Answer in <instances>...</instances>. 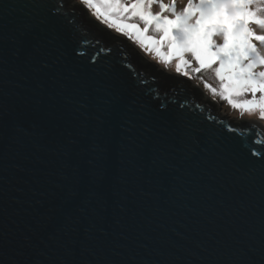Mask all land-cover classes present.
Returning a JSON list of instances; mask_svg holds the SVG:
<instances>
[{
	"label": "water",
	"instance_id": "obj_1",
	"mask_svg": "<svg viewBox=\"0 0 264 264\" xmlns=\"http://www.w3.org/2000/svg\"><path fill=\"white\" fill-rule=\"evenodd\" d=\"M0 264H264V126L80 1L0 0Z\"/></svg>",
	"mask_w": 264,
	"mask_h": 264
},
{
	"label": "rangeland",
	"instance_id": "obj_2",
	"mask_svg": "<svg viewBox=\"0 0 264 264\" xmlns=\"http://www.w3.org/2000/svg\"><path fill=\"white\" fill-rule=\"evenodd\" d=\"M77 1L84 2L94 17L112 30L127 36L147 57L161 67L190 77L194 83L202 87L209 96L219 102L220 111L225 115L235 118L254 119L264 123V116L261 115L258 106L251 110L233 107L232 103L229 102L227 94L225 93L222 95L224 91L222 85L226 83V81H222L216 75V69L220 67L219 61L211 67L200 68V65L196 62L192 54L187 51L184 52L182 59L175 55L171 56V58H167L169 56V50L166 42L163 44H153L149 42H159L163 35V33L156 28V20L152 19L151 23L146 25L140 15V13H143L145 17H160L170 20H175L177 17H180L181 24L191 27L196 24V21L201 18V15H203L205 21H207L209 17L214 16V10L210 9L208 5L218 3L219 0H112L111 3H105V0H92V7H89L87 0ZM133 4H138V9L134 10L132 8ZM161 4L164 5L163 8ZM250 5L248 6L250 10L256 12L258 17L264 18V0H257V5L255 4L254 7ZM97 7L100 8L99 14L96 11ZM124 25H135L136 28H126ZM248 28L257 35H264V26L249 22ZM145 29H147V31H144ZM242 31V29H239L236 34L239 35ZM173 34H177L176 30H174ZM144 37L148 39L144 40ZM213 41L216 44H222L223 33L216 31L213 36ZM251 43L256 46V50L255 53H250V56L253 59H255L257 55L264 57V44L255 40L254 37L251 38ZM257 47L260 51L257 50ZM178 64L180 65L179 68L177 67ZM247 64L248 61L245 60L242 62L241 67H246ZM227 67L228 62L225 61V68ZM197 69H199V71H197ZM253 71H264V65H260L257 62ZM262 95H264V93L257 92L255 97H253L251 92L243 91L239 95H232L231 99L239 104L252 99L259 101Z\"/></svg>",
	"mask_w": 264,
	"mask_h": 264
},
{
	"label": "snow or ice",
	"instance_id": "obj_3",
	"mask_svg": "<svg viewBox=\"0 0 264 264\" xmlns=\"http://www.w3.org/2000/svg\"><path fill=\"white\" fill-rule=\"evenodd\" d=\"M89 7L93 6L92 0H87ZM112 0H105V3H111ZM253 0H219L218 3L209 4L208 7L214 10L215 15L205 21L203 15L196 21L194 26H187L180 23V17L170 20L160 17H145L140 13L141 19L146 25L150 24L152 19L156 20V28L163 33L161 40L149 41L153 44L167 43L169 56L175 55L178 58L183 57L184 52H190L195 58L200 68L211 67L220 62V67L216 69V75L226 81L222 85L223 94H227L229 102L233 107L251 110L259 107L261 115L264 116V95L260 100L252 99L243 103L232 101V95H239L243 91H249L255 97L257 92L264 93V71L254 72L257 62L264 65V57L259 55L253 59L250 53H255L256 46L251 43V38L264 44V35H257L248 28L249 22L264 26V18L256 15V12L249 9ZM138 4H133L134 10L138 9ZM163 8L164 5L161 4ZM100 13V8H96ZM258 11V10H257ZM126 28L135 29V25H124ZM242 29V33L237 35V30ZM176 30L177 34H173ZM144 31H147L145 29ZM216 31L223 33V43L216 44L213 36ZM139 35V34H138ZM144 37V40H147ZM143 42V41H142ZM247 60L246 67H241L243 61ZM225 61L228 67L225 68ZM186 63V61H185ZM179 68L180 65L178 64ZM199 71V69H197ZM255 154V153H254Z\"/></svg>",
	"mask_w": 264,
	"mask_h": 264
},
{
	"label": "bare ground",
	"instance_id": "obj_4",
	"mask_svg": "<svg viewBox=\"0 0 264 264\" xmlns=\"http://www.w3.org/2000/svg\"><path fill=\"white\" fill-rule=\"evenodd\" d=\"M255 4L257 5V0H253V3H252L250 6H251V7H254V6H255ZM258 6H259V4H258ZM259 49H260V46H259ZM259 49H258V47H257V50H258V51H260V50H261V49H260V50H259ZM258 123H259V122H258ZM260 124L264 126V123H263V122H261V121H260Z\"/></svg>",
	"mask_w": 264,
	"mask_h": 264
}]
</instances>
